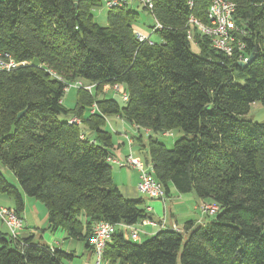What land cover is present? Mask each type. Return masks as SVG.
Masks as SVG:
<instances>
[{"label": "trees", "instance_id": "trees-1", "mask_svg": "<svg viewBox=\"0 0 264 264\" xmlns=\"http://www.w3.org/2000/svg\"><path fill=\"white\" fill-rule=\"evenodd\" d=\"M103 1L0 0V53L25 61L0 71V194L21 216L25 196L39 199L47 229L85 246L93 247L96 223L112 224L102 261L113 264H178L179 258L182 264H264V121L247 117L254 102L264 106V0H234L243 29L236 35L245 52H255L245 65L206 35L187 37L190 14L207 21L211 0H193L192 8L188 0L143 6L154 18L151 27L157 20L162 25L155 31L161 42L152 45L135 35L140 14L132 3L109 8L107 25L98 23L93 9ZM76 79L95 83V90L75 88L77 103L68 109L64 88ZM115 82L128 91L124 104L103 91ZM109 115L138 131L183 130L172 148L151 134L147 142L134 137L165 200L173 188L194 191L219 206L214 217L133 239L131 226L154 217L143 197H126L114 178L112 164L127 167L121 163L130 153L118 163L109 159L118 158ZM75 117L81 123L70 122ZM72 255L0 228V264H67Z\"/></svg>", "mask_w": 264, "mask_h": 264}, {"label": "built area", "instance_id": "built-area-1", "mask_svg": "<svg viewBox=\"0 0 264 264\" xmlns=\"http://www.w3.org/2000/svg\"><path fill=\"white\" fill-rule=\"evenodd\" d=\"M135 0H105V5L109 8L122 6L133 3ZM143 6H146L149 10H152L154 7L155 0H137ZM190 8L193 7V0H188ZM237 9V4L234 0H211L208 10H207V21H203L195 16L193 13L190 14L188 18V28H187V37L190 40L195 39V32H199L203 35H206L210 38L212 45L224 52L225 54L231 56L236 55V58L239 62H247L249 60V53L245 52L246 43L242 39L237 37V32L240 34L243 33V29L239 27L236 23L235 12ZM161 23L157 20L155 26L151 27L152 31H156L161 28ZM137 39L141 42H146L150 45L155 42L150 39V33H144L140 29L135 28L134 30ZM25 61H18L11 53H0V71L7 70L10 71L15 69L21 64H24ZM95 83L85 81L83 79H76L68 83L64 90L65 92L69 91L71 88H84L90 93H93L95 90ZM114 90L120 92L124 100L128 99V91L122 83H107L103 85V91L109 92ZM96 109V104L93 105L92 111ZM79 122L81 123L80 118H73L70 122ZM129 144L131 145L133 139L127 137ZM109 159L113 162L118 163L119 158ZM130 168H136L139 171V181L137 183L138 190L148 195L150 198L162 199L163 201L166 198L165 189L162 183L157 180L152 172L151 168H147L145 162L142 158L133 155L130 153L124 162L121 163ZM200 209L204 214L215 215L219 206L214 202H209L202 200L199 203ZM149 209H152L149 206ZM164 218V217H163ZM155 219L147 217L141 224L142 225H152L165 227L167 225L166 221L163 219ZM0 220L6 225L10 235L13 237H18L21 235V230L24 228V217L21 216L15 209L9 206L0 205ZM177 224H173L172 227L176 230H179V227H176ZM114 231V226L108 222H99L96 223L93 229V234L91 237V243L93 245L94 252L97 256V264H101L103 253L105 247L110 241L111 236ZM142 230L137 226H131V237L135 240L141 239Z\"/></svg>", "mask_w": 264, "mask_h": 264}, {"label": "rangeland", "instance_id": "rangeland-1", "mask_svg": "<svg viewBox=\"0 0 264 264\" xmlns=\"http://www.w3.org/2000/svg\"><path fill=\"white\" fill-rule=\"evenodd\" d=\"M132 7L137 12H139V14H140L138 23L141 24L144 29H149L148 26L152 23V21H154V18H152V15L140 3H138V4L134 3L132 5ZM107 13H108V7L105 5V0L103 1L102 6H98V7H95L93 9L94 19L98 23H100L101 25H107V23H108L107 22ZM147 33H150V39H152L154 42H161V37L158 33L152 31L151 29H149V31ZM193 49L195 51L198 50L196 45L193 46ZM108 94L110 96L115 97L121 104H124L126 102L122 98V95L120 92L110 90L108 92ZM63 103H64V106L67 107L68 109H72L76 106L77 90L75 88H71L69 91H67L65 93V95L63 97ZM60 117H64V116L61 115ZM247 117L254 120V121H258V122L264 121V106L262 105V103L254 102L251 105V108L247 114ZM120 123H121V120H119L116 117V115H109L108 116L106 126L108 128H110L113 132L114 141L116 143L114 151L116 150V147L119 144L118 142H120L121 147H122V149H121L122 151L130 152L132 150L133 154L138 155V157L140 156L145 162H147L145 160L147 154L145 151L139 150L138 142L134 143L133 146L131 147V150H130L128 138L126 137L127 134L130 135V137L136 136L139 131H137L132 126V124L129 122H126L125 125H121ZM111 124L115 127V129L113 127H111ZM141 132L143 134V139L145 142L148 141L149 136L151 134L155 138H158L160 141H162L168 148H172L174 146L175 141L185 135L184 131L181 129H173V130L167 131L165 133H154V132L145 133V131L142 129ZM148 164H151V163L150 162L146 163L147 168L150 167ZM112 167H113V174H114L115 180L116 181L120 180V182H122V181L127 182L129 174H132L135 171L133 168L120 167L118 164H114V163L112 164ZM1 171L4 173V175L6 176V178L9 180V182L12 185H14L16 187H20V184H19L17 177L15 176V174L12 172V170L8 166H3ZM172 192H173L172 193L173 196L167 197L166 202H164L162 199H156L154 201L157 204L156 206H153L155 208L154 214H155L156 218L158 216L164 215V213H165L164 208H166L167 210H168V208H170V210H173L175 213H177V212L182 213V214H185V213L190 214L191 213V216L193 218H195V219L199 218V216L201 215V212L199 210H195L193 208V204L195 201L191 198L194 195H196V193L194 191L187 192V193H180L176 189L173 188ZM142 196L148 197V195L146 196V194H142ZM25 197H26L25 198V207H26V210L30 211L29 212L30 219H33L34 216L36 217V214L38 212V209L36 208L37 204L40 205V207L42 209H44L45 211L47 210L46 205L42 201H40L39 199H37L33 196H25ZM130 198H132V197H130ZM2 204H7V205L12 206L13 202H12L11 198L9 196H7L6 194H0V205H2ZM3 206H6V205H3ZM11 206H9V207H11ZM213 217H214V215L209 216L208 219H211ZM163 219L166 222L168 221L165 217ZM181 222L182 221H179V223H181ZM143 227L144 226L139 225V228L142 231L144 230ZM176 227H179V226L176 225ZM0 228H4L1 223H0ZM40 233L41 234L46 233V235L52 234V232H50L48 229H44V228H40L39 234ZM62 233H63L62 231H57V232H55V235L60 236ZM147 237H148V235H142L140 240L147 238ZM74 243H75V245H77V243H80V241L75 240ZM178 264H182L180 258H179Z\"/></svg>", "mask_w": 264, "mask_h": 264}, {"label": "crops", "instance_id": "crops-1", "mask_svg": "<svg viewBox=\"0 0 264 264\" xmlns=\"http://www.w3.org/2000/svg\"><path fill=\"white\" fill-rule=\"evenodd\" d=\"M134 3L138 4L139 2L137 0H135L132 4H134ZM152 18H153V16H152ZM152 23H153V21H152ZM152 23L148 26L149 29L151 28ZM137 29H140L144 33H147L149 31V29H144L141 24L137 25ZM116 117L119 120H121V123H120L121 125H125V123L127 122L122 117H120L119 115H116ZM132 126L137 130L136 125L132 124ZM111 127H113L115 129V127L112 124H111ZM141 130L142 129H140L139 131H141ZM144 131H145V133H150V131L148 129L144 130ZM138 134H142V132L141 133L138 132ZM126 137H130V135L127 134ZM131 138L133 139V142H132V145L129 144L130 150H131V147L133 146V144L137 142L136 141L137 139L134 136H131ZM118 143L119 144L117 145L116 150H115L116 157L125 158L126 155H128L129 153H133L132 150L130 152L122 151L121 150L122 149L121 143L120 142H118ZM115 145H116V143H115ZM136 156H138V155H136ZM133 169L135 171L132 174H129L127 182H123V181L120 182V180H117L118 182L117 181L116 182L118 183L122 193L125 196H127L128 198H130V197H132V198L143 197L145 204H146V207H149V206L152 207L151 214L154 217L155 216V214H154L155 208L153 206L157 205L154 202L156 199L142 196L143 193H141L137 188V182L139 180V171L136 168H133ZM172 193L170 196H173ZM170 196H168V197H170ZM191 198L195 201L193 204V208L195 210H199L201 212V215L196 220L198 222H203L204 220H206V214H204L201 211L200 206H199V203L202 200L197 195H194ZM164 202H166V200H164ZM2 205L11 206V205H7V204H2ZM36 208L38 209L36 217L34 216L33 219H30V216H29L30 211L26 210V207H25V210L22 214L24 217V220H25V225H24V228L21 230V233H20L22 237L34 236L35 241H41L43 243L49 244L50 246L62 248L67 253L72 252V254H73L72 257L67 259V261H66L67 264H97V256L93 250V247L92 246H85V244L81 241H80V243H77V245H75L74 242L76 239L66 238V234L63 230L58 229L56 231H50L48 229L50 232H52L51 235H46V233H43V234L40 233L39 234L40 228L47 229L48 212H47V210L45 211L44 209H42L40 207V205H38V204H37ZM164 211H165V213L163 216H158L157 218L155 216L154 218L160 219V218L165 217L168 220L166 222L167 225L172 226L173 224H177V226H179L181 229H183V225L188 219H195L191 216V213L190 214H188V213L182 214L179 212L175 213L173 210H170V208H168V210L166 208H164ZM179 221H182V222L179 223ZM0 223L4 227L2 229L8 231L7 227L5 226V224L1 220H0ZM139 225H142V224H137L136 226L139 228ZM142 226H144L143 227L144 230L140 232L141 236L142 235L150 236L160 229L159 226H152V225H142ZM120 227L126 231V236H128V237L131 236V235L129 236V234H130L129 230L126 228L125 225H121ZM57 231H62L63 233L60 236L55 235V232H57ZM101 264H113V263L109 262L107 259H103Z\"/></svg>", "mask_w": 264, "mask_h": 264}, {"label": "water", "instance_id": "water-1", "mask_svg": "<svg viewBox=\"0 0 264 264\" xmlns=\"http://www.w3.org/2000/svg\"><path fill=\"white\" fill-rule=\"evenodd\" d=\"M254 57H255V52H251L249 55V60L247 62H241V64L243 65L247 64L248 62L252 61Z\"/></svg>", "mask_w": 264, "mask_h": 264}]
</instances>
